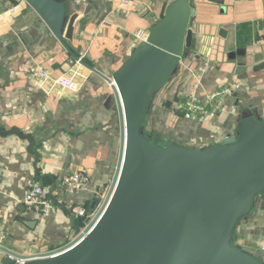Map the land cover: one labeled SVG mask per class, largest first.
<instances>
[{
    "label": "crops",
    "instance_id": "0c3cea01",
    "mask_svg": "<svg viewBox=\"0 0 264 264\" xmlns=\"http://www.w3.org/2000/svg\"><path fill=\"white\" fill-rule=\"evenodd\" d=\"M122 1L88 0L89 9L73 25L71 38L66 20L60 41L24 0H0V13L13 10V17L0 23V131L16 128L35 139L43 177L36 180L28 141L0 134V246L17 255H42L70 244L87 222L79 211L89 212L91 201L111 188L122 135L120 100L109 80L144 43L136 35L147 37L168 3L131 0L123 7ZM191 6L192 56L182 59L179 73L153 98L147 124L155 144L203 149L236 134L245 113L264 121V0H191ZM245 22L262 23L260 40L239 48L237 26ZM239 49L245 54L231 58ZM41 69L52 76L74 70L81 89L73 92L43 81ZM191 100L201 105L197 119L186 116ZM75 171L91 176L89 191L70 193L63 187L62 178ZM31 181L52 193L49 215L24 204ZM233 238L244 249L260 252L264 195ZM3 258L0 253V263Z\"/></svg>",
    "mask_w": 264,
    "mask_h": 264
},
{
    "label": "water",
    "instance_id": "95a60500",
    "mask_svg": "<svg viewBox=\"0 0 264 264\" xmlns=\"http://www.w3.org/2000/svg\"><path fill=\"white\" fill-rule=\"evenodd\" d=\"M55 37L89 9L88 0H25ZM191 0H168L164 16L112 77L119 97L122 149L97 219L70 244L22 257L0 246V264H264V254L234 243L239 222L264 195V121L245 113L238 132L192 149L155 144L147 118L155 95L179 73L196 43ZM223 31L221 32V34ZM245 54L243 49L231 58ZM40 155L35 139L14 128ZM53 198L52 193H50ZM99 204L91 201L89 212Z\"/></svg>",
    "mask_w": 264,
    "mask_h": 264
},
{
    "label": "built area",
    "instance_id": "2783aa9c",
    "mask_svg": "<svg viewBox=\"0 0 264 264\" xmlns=\"http://www.w3.org/2000/svg\"><path fill=\"white\" fill-rule=\"evenodd\" d=\"M25 1V0H24ZM26 2V1H25ZM131 0H123L121 5L123 7H129L131 5ZM13 10H9L5 13H0V23H6L13 17ZM141 41L145 40L146 37L142 34L136 35ZM80 63V61H78ZM73 72V74H71ZM71 74V75H70ZM39 75L43 81H52L55 85L62 87L73 92H78L81 89V84L75 80V71L71 70L70 73H61L60 75L52 76L46 70H40ZM109 80V79H108ZM114 86L112 79L109 80ZM115 87V86H114ZM188 118L197 119L199 112L201 111V105L195 100H191L187 104ZM61 183L67 192L75 193L79 191H89L91 189V176L84 171H75L66 174ZM99 204L93 212H87L86 210H80L79 215L87 218L86 225L84 226L81 233H83L99 216L104 206L107 196L99 195ZM24 204L27 207L35 209L37 212L43 215H49L53 210V203L51 201L48 189L41 183L36 181H31L27 185L26 193L24 196ZM56 250V249H55ZM52 250L47 253H52ZM258 250L264 254V243L258 247ZM22 264V262L20 263Z\"/></svg>",
    "mask_w": 264,
    "mask_h": 264
},
{
    "label": "trees",
    "instance_id": "16d2710c",
    "mask_svg": "<svg viewBox=\"0 0 264 264\" xmlns=\"http://www.w3.org/2000/svg\"><path fill=\"white\" fill-rule=\"evenodd\" d=\"M261 29H262L261 22L259 23L258 22L257 23L245 22V23L238 24L237 34H236L237 46L239 48H244L247 45L258 42L260 40L259 32ZM147 135L150 137L149 132L147 133Z\"/></svg>",
    "mask_w": 264,
    "mask_h": 264
},
{
    "label": "rangeland",
    "instance_id": "374dc122",
    "mask_svg": "<svg viewBox=\"0 0 264 264\" xmlns=\"http://www.w3.org/2000/svg\"><path fill=\"white\" fill-rule=\"evenodd\" d=\"M168 85V84H167Z\"/></svg>",
    "mask_w": 264,
    "mask_h": 264
}]
</instances>
